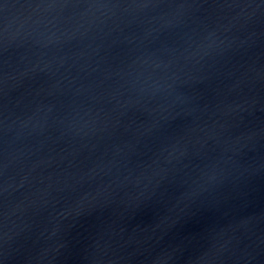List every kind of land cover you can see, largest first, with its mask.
I'll return each mask as SVG.
<instances>
[{"label":"water","instance_id":"1","mask_svg":"<svg viewBox=\"0 0 264 264\" xmlns=\"http://www.w3.org/2000/svg\"><path fill=\"white\" fill-rule=\"evenodd\" d=\"M0 264H264V0H0Z\"/></svg>","mask_w":264,"mask_h":264}]
</instances>
